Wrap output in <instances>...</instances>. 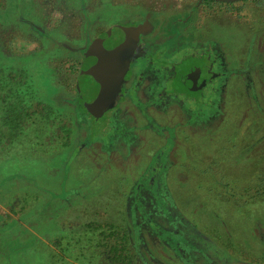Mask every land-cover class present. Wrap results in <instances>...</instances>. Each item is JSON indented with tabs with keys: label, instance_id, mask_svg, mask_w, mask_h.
<instances>
[{
	"label": "rangeland",
	"instance_id": "rangeland-1",
	"mask_svg": "<svg viewBox=\"0 0 264 264\" xmlns=\"http://www.w3.org/2000/svg\"><path fill=\"white\" fill-rule=\"evenodd\" d=\"M260 14L250 30L197 0H0V235L23 227L5 262L264 264V82L244 66L251 40L264 44ZM124 24L203 42L200 53L222 46L204 104L182 95L193 119H158L171 129L159 137L130 131L129 152L112 138L122 127L94 124L76 92L89 43ZM251 61L264 77V50Z\"/></svg>",
	"mask_w": 264,
	"mask_h": 264
},
{
	"label": "flooded vegetation",
	"instance_id": "flooded-vegetation-1",
	"mask_svg": "<svg viewBox=\"0 0 264 264\" xmlns=\"http://www.w3.org/2000/svg\"><path fill=\"white\" fill-rule=\"evenodd\" d=\"M197 5L200 6V12L206 14V18L220 13L228 14L229 17L233 16L235 24H239L246 29L250 28V30L253 29V25L248 23L255 18L252 17V13L260 12L262 14L258 16L260 19L262 17L264 25V9L254 3H244L243 0H197ZM143 26L140 24L129 26L124 24L119 27H112L95 40H92L85 55L82 56L80 74L83 65L87 62L91 64L95 71H100L107 78H110L113 84L118 86L116 94L112 96L109 108L99 120H96L87 111L80 98L78 85L76 89L85 114L92 118L94 124L98 125L111 116L122 127L123 131L114 134L112 138H115V143L121 141V150L126 149L127 152H129V149H134L135 146V135L131 134L130 131L145 127L146 130L152 131L159 137L171 129L165 128L161 124L157 126L158 119L162 117L171 118V114L176 117L179 113L183 114L182 118L184 117L187 122L188 118L193 119L194 106L184 105L182 95L186 94L188 97L194 98L195 101H200L198 103H203L201 101L203 100V88L214 78V73L210 71L209 66L212 64L208 59L209 51L211 50L214 54L222 47L219 43H216V45L208 43L207 49L200 53L201 49L205 48L203 42L184 41L182 43L178 42L179 40L174 35H169L168 38L162 41H155L152 34ZM161 36H165V34ZM252 41L254 39L251 40L249 45V52H247V60L244 66L251 76L253 73L260 74L257 79L252 78L253 80L264 82L260 65L257 63L251 65V55L254 56V59H262L264 44L263 42L261 44ZM99 42H110L114 45V50H106V53L97 50L95 46ZM170 43H172L173 49L169 52V55H166L165 53L168 50L166 47ZM163 46L164 49H162ZM182 46L187 48L186 51H181ZM138 51L139 54L137 55ZM125 60H128L129 64L121 83H119L116 76L120 74L118 68L120 65L118 66L117 63H123ZM197 60H202V65L194 63ZM216 68L217 71H222L219 65ZM210 74L213 75L212 78H208V76H211ZM224 80L228 81V78L224 77ZM169 83L171 86H168ZM215 91L217 92L215 95H217L219 89L217 88ZM213 102L215 101L213 100ZM115 105L114 110L113 106ZM210 105L212 108H209L206 113L214 112L215 115H213L214 117H207L202 126L215 121L214 119L217 117L216 110L219 104ZM182 107H185V109ZM163 139L172 141L173 137L169 134V136H164ZM149 141L145 142L148 143Z\"/></svg>",
	"mask_w": 264,
	"mask_h": 264
},
{
	"label": "water",
	"instance_id": "water-1",
	"mask_svg": "<svg viewBox=\"0 0 264 264\" xmlns=\"http://www.w3.org/2000/svg\"><path fill=\"white\" fill-rule=\"evenodd\" d=\"M128 64V60L123 61V63H117L118 66L120 65L118 67L120 74L116 76L119 83H121L123 79ZM101 74L100 71H95L91 64L85 62L78 81L80 98L87 111L93 115L96 120H99L109 108L112 102V96L116 94L118 88L117 85L112 83L110 78Z\"/></svg>",
	"mask_w": 264,
	"mask_h": 264
},
{
	"label": "trees",
	"instance_id": "trees-1",
	"mask_svg": "<svg viewBox=\"0 0 264 264\" xmlns=\"http://www.w3.org/2000/svg\"><path fill=\"white\" fill-rule=\"evenodd\" d=\"M243 2L244 3H254L256 6H258V7L260 6L262 9H264V0H243ZM82 105L83 104L79 98L78 107L81 108ZM263 183H264V179H263ZM22 228L23 227H21V225H12L11 227H6L3 230V232L1 233V235H0V264H11L10 262H5L4 258L2 257V251H3L2 249L5 250L7 248L13 247L12 240L20 238V236H15V235H17L20 232V230L22 232ZM185 263L186 264H194L191 259L187 260Z\"/></svg>",
	"mask_w": 264,
	"mask_h": 264
}]
</instances>
